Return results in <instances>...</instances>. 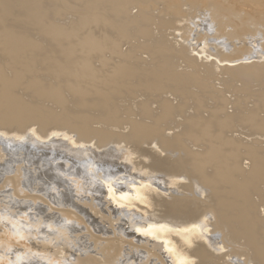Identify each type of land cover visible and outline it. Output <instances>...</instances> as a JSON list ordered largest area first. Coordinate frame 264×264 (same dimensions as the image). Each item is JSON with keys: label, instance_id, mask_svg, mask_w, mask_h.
<instances>
[{"label": "bare ground", "instance_id": "bare-ground-1", "mask_svg": "<svg viewBox=\"0 0 264 264\" xmlns=\"http://www.w3.org/2000/svg\"><path fill=\"white\" fill-rule=\"evenodd\" d=\"M0 163V264H264V0H0Z\"/></svg>", "mask_w": 264, "mask_h": 264}, {"label": "rangeland", "instance_id": "rangeland-1", "mask_svg": "<svg viewBox=\"0 0 264 264\" xmlns=\"http://www.w3.org/2000/svg\"><path fill=\"white\" fill-rule=\"evenodd\" d=\"M133 13H135V11H133ZM260 39H261V41L263 40V38H260ZM252 45L253 46H256V43H252ZM18 160H20V158ZM7 161H8V164L7 163L6 164H3V166L9 167L10 161L9 160H7ZM56 164H58V163H56ZM0 165H2V163H0ZM67 168H68V165L65 164V169H67ZM67 177L68 176H65L64 174H59V176H58V179L64 181V183H65L63 185V187H60L58 189V192H60V193L62 192L64 196H66V194H65L66 191L65 190L68 189L67 185L69 186V180H68L69 178H67ZM5 179H7V177H5ZM72 180L73 181H76L75 179H72ZM4 181L5 180H1L0 181V207L9 208V207H11V205H15V203L21 204L22 203L21 201H23V200L15 195L14 188L12 187L13 184H9V186L3 187L4 186ZM105 186L107 187V189H109L108 188L109 186L107 184H104V186H103L106 189ZM64 188H66V189L64 190ZM112 190H114V189H112ZM72 192H73V190H72ZM37 196H41V195L38 194ZM80 196L82 198L86 199V200H93L91 197H88L87 195H83L82 196V194H80ZM66 198L68 199V197H66ZM96 200L99 203H102L103 202V200H100L99 198L98 199L96 198ZM36 204H38V203H36ZM38 205H40V204H38ZM43 207H44V209L41 210V213H42L41 215H45V214H48V213L49 214H52V213H50L51 211L49 210V208L46 205H43ZM143 207H145V206H143ZM96 209H98V208H96ZM104 209H105V207H102V210H104ZM29 211H33V210L30 209ZM137 211L138 212H141L140 210H137ZM148 211H150V210H148ZM89 214H90V217L91 218H93L95 221H97L98 225H102L100 223L99 216L96 217L94 215V213H92V212H89ZM25 219H26V216H24V214H23V216H20V217L16 218V220H18V222L20 221L19 222L20 224L21 223H24L25 222L24 221ZM65 221H66V223L71 224V226H73L75 228V231H76L75 234L71 235V237L68 238V241L67 242H73V241H75V239H77V238L79 239L78 243L76 241V244H72V249L69 250V252L71 254H73V258L71 260H69L68 263H70V264H77V263H75V261H73L74 258L75 259H81L82 260L78 264H114L115 263L116 258H117V248L112 247L107 242L104 243L102 241H100V242L99 241H96L95 240V237L94 238H91L89 236L88 232L86 231V229L83 228L81 225L77 224L74 220H70V219H67L66 218ZM108 223L109 222L106 221L105 222L106 225H103L104 227L102 226L103 227L102 230H103L104 235L101 238H105V239H108L109 238L110 231H109V228H108L109 226L108 225H110V226H112L114 228L117 227V221H116L115 218H113L111 220V224H108ZM93 227H95V225H93ZM106 228H107V230H106ZM2 229H7V225L3 221L0 222V231ZM207 230L210 231L211 228H208ZM96 236H101V232H97V235ZM5 237H7V235ZM4 242L7 244L6 245L7 247H15V248H17L18 249L17 250L18 252H20L22 255H25L27 258H29L31 261H33L35 264H55V263L58 262L57 259H59V258L61 259V258L64 257V254L57 255V257H56L57 259L56 258H53V257H47L46 256L47 253H45L44 255H42L43 251H40L38 249V246L40 245V241L39 240L37 241V243H35V246H32L30 244L27 247L26 246L21 247V244L18 243V241H14V240H11V239H8V240L4 239ZM219 246H221V244ZM27 248L33 249V253L36 256L35 255H32V254H29ZM73 249L76 252L73 251ZM224 252L226 253L227 250L224 249V251L221 252L222 255L225 254ZM8 253H9L8 255L0 254L1 259H4L5 262L11 261L9 258L12 259L14 257L13 254H11L10 252H8ZM51 255L53 256V252H52ZM41 257L43 259H41ZM5 259H8L9 261H6ZM242 259L244 260V258H242V257L239 258V261H242L243 262ZM226 260H230V259H227L226 258ZM136 261H137V264H143L142 262H145V260H142V262L139 261V260H136ZM130 263H131V261H130ZM144 264H146V262Z\"/></svg>", "mask_w": 264, "mask_h": 264}]
</instances>
